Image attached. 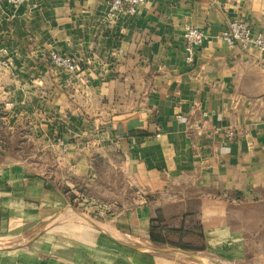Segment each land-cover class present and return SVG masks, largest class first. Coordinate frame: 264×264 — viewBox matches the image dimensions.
<instances>
[{"label": "crops", "instance_id": "obj_1", "mask_svg": "<svg viewBox=\"0 0 264 264\" xmlns=\"http://www.w3.org/2000/svg\"><path fill=\"white\" fill-rule=\"evenodd\" d=\"M110 1L0 0V264L264 261V51L221 36L236 18L264 32V0H146L115 17ZM188 25L205 32L192 64ZM105 161L143 196L89 223L65 189ZM160 209L170 243L197 249L152 242Z\"/></svg>", "mask_w": 264, "mask_h": 264}, {"label": "rangeland", "instance_id": "obj_2", "mask_svg": "<svg viewBox=\"0 0 264 264\" xmlns=\"http://www.w3.org/2000/svg\"><path fill=\"white\" fill-rule=\"evenodd\" d=\"M6 112V110L0 111V144H3V146H5V142H1V139H9L11 133L2 122L3 119H6ZM99 167L101 172L98 178L72 176L70 180L75 182L76 189H65L66 194L71 199L74 212L79 215L86 214L87 218L86 215H83V217L89 223L116 216L123 210L133 208L143 196L138 189L127 184L121 173L113 170L111 162L105 161L102 165L99 164ZM156 198L158 201L163 200L161 196ZM162 212L165 214L164 211ZM197 222L194 217L192 224L195 228ZM245 264H264V261L250 256Z\"/></svg>", "mask_w": 264, "mask_h": 264}, {"label": "built area", "instance_id": "obj_3", "mask_svg": "<svg viewBox=\"0 0 264 264\" xmlns=\"http://www.w3.org/2000/svg\"><path fill=\"white\" fill-rule=\"evenodd\" d=\"M8 1L13 4H20L25 0ZM145 1L146 0H111L109 16L115 17L125 11L136 12L138 7ZM221 36L230 46L240 44L242 47L247 48L250 45H254L264 51V32L254 33L251 24L245 19L236 18L230 21L228 27L222 32ZM204 40L205 32L203 29L192 25L186 27L184 50L189 64L194 63ZM6 52V48L0 47V63L7 64V60L2 58ZM50 59L54 65L62 68L68 73L77 74L81 70L80 62L69 55L53 52L50 54ZM229 136H234V131H231Z\"/></svg>", "mask_w": 264, "mask_h": 264}, {"label": "trees", "instance_id": "obj_4", "mask_svg": "<svg viewBox=\"0 0 264 264\" xmlns=\"http://www.w3.org/2000/svg\"><path fill=\"white\" fill-rule=\"evenodd\" d=\"M166 223H167V217L165 216V214L162 212L161 209L158 210L156 215L151 219L150 239L152 240V242L160 245L170 244L187 250L197 249L196 247H194L195 245L189 243L188 244L184 242L170 243L168 235L174 230L168 228V225ZM195 229L197 230V227Z\"/></svg>", "mask_w": 264, "mask_h": 264}, {"label": "water", "instance_id": "obj_5", "mask_svg": "<svg viewBox=\"0 0 264 264\" xmlns=\"http://www.w3.org/2000/svg\"><path fill=\"white\" fill-rule=\"evenodd\" d=\"M184 252L187 254V255H190V256H193V257H196L193 253L189 252V251H185Z\"/></svg>", "mask_w": 264, "mask_h": 264}]
</instances>
